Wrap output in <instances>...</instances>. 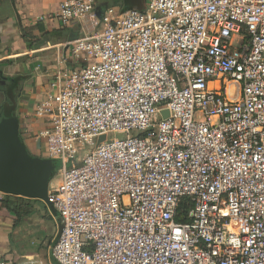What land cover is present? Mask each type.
<instances>
[{
	"label": "built area",
	"instance_id": "obj_1",
	"mask_svg": "<svg viewBox=\"0 0 264 264\" xmlns=\"http://www.w3.org/2000/svg\"><path fill=\"white\" fill-rule=\"evenodd\" d=\"M143 3L58 0L75 36L35 113L59 229L0 264H264V0Z\"/></svg>",
	"mask_w": 264,
	"mask_h": 264
},
{
	"label": "crops",
	"instance_id": "obj_2",
	"mask_svg": "<svg viewBox=\"0 0 264 264\" xmlns=\"http://www.w3.org/2000/svg\"><path fill=\"white\" fill-rule=\"evenodd\" d=\"M4 1L2 6H0V62L12 60L15 57H19L23 54H31L32 52H39L45 48L44 40H40L41 44L31 43V47H26V44L22 37L20 36V32L18 30L17 24L15 20L17 19V15L20 18L21 24L24 26H29L26 23L27 17L31 16L30 14H36L37 22H35L31 27L32 34H36L37 23H41L44 27V31H55L58 32L59 29L65 28L63 31V38L62 39H54L51 37L50 33H47L49 38L55 40V43H62L66 41L69 35L75 34L73 28L67 26H61L57 20L52 16L53 13L57 11L58 8V0H1ZM117 1V0H115ZM120 1V0H119ZM124 1V0H121ZM144 1V0H139ZM120 7H123V3L120 4ZM143 7V6H142ZM44 17L43 20H39V17ZM49 21L52 26V29H45V25L43 23ZM33 22V21H32ZM39 31V30H38ZM3 44L10 45L9 52L4 51V55L2 54V47ZM56 45V44H55ZM52 47V46H51ZM29 51H28V50ZM51 52V51H50ZM36 65H30L27 63L18 64L21 66L23 71L22 73H14V74H7L3 70L2 75L7 77H12L18 74H29V78L26 80L19 81V89H18V96H19V103H18V111H17V118L19 122V130L21 133V137L23 139L24 145L29 150H40L42 148L44 152V141L42 138L38 136V131L47 125L48 120L43 117L39 116L35 113L36 104L45 96V93L48 88V82L50 80L51 74L55 67L54 59H50V55H48L47 59L37 58ZM45 60H49L48 67V78H45L46 74L39 72V67L46 63ZM4 61V62H5ZM50 61L53 64H50ZM12 62V61H11ZM8 64V63H7ZM5 65V64H4ZM24 68V69H23ZM31 68V69H30ZM2 69V65H1ZM43 154V153H42ZM14 219V217H13ZM9 227V226H8ZM8 228L2 227V232L0 231V251H3L6 248V242L8 239ZM1 260V259H0ZM19 260L18 258L15 260Z\"/></svg>",
	"mask_w": 264,
	"mask_h": 264
},
{
	"label": "rangeland",
	"instance_id": "obj_3",
	"mask_svg": "<svg viewBox=\"0 0 264 264\" xmlns=\"http://www.w3.org/2000/svg\"><path fill=\"white\" fill-rule=\"evenodd\" d=\"M14 2L16 0H13ZM4 1H1L0 0V6H2V3ZM124 1H115V0H95V3L96 5L98 4H101L103 6H105L104 8H106L107 6H120V4H122ZM124 4V3H123ZM141 5L143 6L144 3L143 1H141ZM133 8H138L137 6H133ZM31 16H28L27 17V22L29 26H26L25 29H24V38H22L26 44V47L28 46V42H32V43H36L37 41H40V40H44L45 42V48L39 52H32L31 54H23L19 57H15L13 58L9 64L5 63L4 61H1L2 63H4L2 65V70L11 75V74H14V73H22L20 71H23L21 66H19L18 64H24V63H27V64H32V65H36V61L37 58L40 56L43 57V59H47L48 58V55H50V59H54V57L52 56V52H53V46L57 43H55L56 41L49 38L47 35H45L44 32H41V31H38L36 30V34H32L31 30H33V28L31 27L35 22H37V19H36V14H30ZM19 21L20 18L19 16L17 15V19L15 20L16 21ZM33 21V22H32ZM46 27L45 29H52L54 26H52L53 24H51L49 21L43 23ZM18 27V26H17ZM19 30V29H18ZM20 32V31H19ZM21 36V34H20ZM22 37V36H21ZM52 46V47H51ZM2 48V54L4 55V51H7V54L9 52V47L10 45H7V44H3V46H1ZM28 50V49H27ZM29 51V50H28ZM51 51V52H50ZM46 63L44 65H41L39 67V72L41 73H45L46 77L45 78H48V72H49V60H45ZM50 64L52 65L53 62L50 61ZM24 69V68H23ZM31 69V68H30ZM41 101V100H40ZM39 101V102H40ZM37 105V104H36ZM131 135L135 134L134 131H131L130 132ZM121 134H116L115 136L116 137H119ZM125 136V135H123ZM91 145V144H90ZM94 145V143L92 144V146ZM89 147V146H88ZM29 151L31 152V154H34L36 156L40 155V156H44L42 153H43V150L42 148L38 151V150H31L29 149ZM45 158V157H44ZM59 167L55 170V173L50 181V184L53 186L56 184V182L58 181L59 179ZM56 175V177H55ZM2 193H0V197H1ZM43 202V201H42ZM44 203V202H43ZM45 204V203H44ZM1 205V204H0ZM40 205V204H39ZM46 206V205H45ZM47 207V206H46ZM47 211L48 212H45V211H36V215L34 216V219H37V215H41L43 217H41L39 219V222L42 224V227L46 228V236L43 237V240L42 242L40 243V241L38 239L36 240H32L31 237H39L41 238L43 235H44V231L43 229L37 227L36 225L32 224V225H29V222H26V223H23L21 225L23 226H18L17 228H14L12 229V224L14 222V219H13V214L9 213L5 208L1 207L0 206V231L2 232V227H5V228H8V232H11L12 233V236L14 238V245L17 244V246H14L13 243L8 240L6 242V248L3 249V251H0V259L1 260H5V261H8V262H13L15 261L17 258L18 259H21V258H38V257H41L43 258V260H48L49 258V248H50V241L53 239V237L56 235V233L58 232V229H59V224L57 225L55 223V220H54V215L50 212V210L48 209L47 207ZM50 215L52 216V218H48L50 217ZM28 223V224H27ZM36 223H37V220H36ZM9 226V227H8ZM9 239V238H8ZM17 247L18 249H22L23 251V254L19 253L17 251Z\"/></svg>",
	"mask_w": 264,
	"mask_h": 264
},
{
	"label": "water",
	"instance_id": "obj_4",
	"mask_svg": "<svg viewBox=\"0 0 264 264\" xmlns=\"http://www.w3.org/2000/svg\"><path fill=\"white\" fill-rule=\"evenodd\" d=\"M122 11L137 6L142 8L139 0H124ZM103 5L98 4L96 13L100 16ZM75 34H70L72 39ZM2 80L9 81L7 76ZM10 81L15 82L14 78ZM164 116L167 112L163 111ZM19 122L16 116L0 121V193L39 199L45 203L50 212L56 216L57 212L48 199L50 160L44 157H34L26 149L19 136ZM101 135L98 141L104 139Z\"/></svg>",
	"mask_w": 264,
	"mask_h": 264
},
{
	"label": "trees",
	"instance_id": "obj_5",
	"mask_svg": "<svg viewBox=\"0 0 264 264\" xmlns=\"http://www.w3.org/2000/svg\"><path fill=\"white\" fill-rule=\"evenodd\" d=\"M13 1V0H11ZM16 24L18 26V29L20 31V34L22 36V38H24L25 34H24V26L21 24L20 21H16ZM37 28L39 31L44 32L45 34L50 33L51 37H53L54 39H62L63 38V31L65 30V28H61L58 30V32L56 33L54 30L53 31H44V27L41 23H37ZM43 41V40H42ZM32 42H28V47H31ZM41 44V42L38 41L39 45ZM11 60H7L5 61V63H10ZM4 63L0 62V73H2L1 71V65H3ZM29 74H18V75H14L11 78H14L16 80V82L18 83L21 80H26L27 78H29ZM10 78V79H11ZM9 79V80H10ZM17 86L13 87V82H11L10 86L8 88L5 89L3 92V97L0 100V121L2 119H6L12 116H16L17 117V111H18V103H19V96L17 95V91H16ZM20 139L23 142V139L21 137V133H19ZM24 143V142H23ZM26 147V146H25ZM27 149V148H26ZM27 151L31 154V152L27 149ZM34 157H39L41 158L42 156L38 155H34L31 154ZM50 160V173H49V182L51 181L55 170L58 168L59 166V160L57 158H48ZM0 206L5 208L9 213L13 214L14 217V222L12 224V229L17 228L18 226H23L21 224L29 222V225H36L37 227L43 229L44 231V235L39 238V237H31L32 240H36L38 239L40 241V243L43 240V237L46 236V228L42 227V224L39 222V219L42 216V214L39 216L37 215V219H34V216L37 214L36 211H47V207L45 206V204L39 200V199H34V198H25L22 196H17V195H11V194H2L0 197ZM40 204V205H39ZM48 218H52V216L50 215V217ZM37 220V223H36ZM28 224V223H27ZM57 237V233L56 235L53 237V239L50 241V244H52L55 239ZM8 238L9 240L13 243L14 245V238L12 236V233L9 232L8 233ZM14 246H17L14 245ZM17 251L21 254H23L22 249H18L17 247Z\"/></svg>",
	"mask_w": 264,
	"mask_h": 264
},
{
	"label": "flooded vegetation",
	"instance_id": "obj_6",
	"mask_svg": "<svg viewBox=\"0 0 264 264\" xmlns=\"http://www.w3.org/2000/svg\"><path fill=\"white\" fill-rule=\"evenodd\" d=\"M8 78L10 79L11 77H8ZM2 80H4V79H3L2 73H0V100L2 99L3 94H4L1 91L5 92V89L10 86L11 82H13V81H10V80L9 81L5 80V82H3ZM15 86H17L16 91H17V94H18L19 82L17 83L16 80H15V82H13V87H15Z\"/></svg>",
	"mask_w": 264,
	"mask_h": 264
}]
</instances>
